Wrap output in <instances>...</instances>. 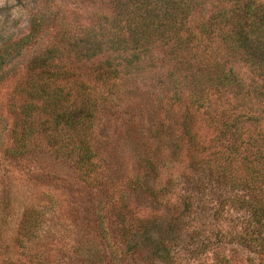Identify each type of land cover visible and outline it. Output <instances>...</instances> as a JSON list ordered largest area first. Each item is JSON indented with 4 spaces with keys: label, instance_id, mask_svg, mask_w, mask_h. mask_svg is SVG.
I'll return each instance as SVG.
<instances>
[{
    "label": "rangeland",
    "instance_id": "obj_1",
    "mask_svg": "<svg viewBox=\"0 0 264 264\" xmlns=\"http://www.w3.org/2000/svg\"><path fill=\"white\" fill-rule=\"evenodd\" d=\"M104 13H111L107 0H0V50L26 40L0 71V264L259 262L261 252L249 241L255 224L244 186L252 182L245 168L264 160L260 102L253 96L216 102L212 110L235 106L238 123L226 132L205 112L194 116L195 149L180 124L182 106L170 98L172 65L164 53L143 58L144 69L115 93L97 86L102 96L91 141L100 169L92 182H84L71 161L5 153L6 100L30 58L53 42L62 22L86 24ZM236 67L246 77L248 67ZM29 210L39 216L26 224L33 231L27 235L21 228Z\"/></svg>",
    "mask_w": 264,
    "mask_h": 264
},
{
    "label": "trees",
    "instance_id": "obj_2",
    "mask_svg": "<svg viewBox=\"0 0 264 264\" xmlns=\"http://www.w3.org/2000/svg\"><path fill=\"white\" fill-rule=\"evenodd\" d=\"M107 1L110 14L86 24L62 22L53 42L30 58L5 104L11 119L7 155L47 153L71 161L84 182L95 180L100 161L91 133L102 96L97 86L115 93L124 80L135 79L136 70L144 69L143 58L156 50L172 65L167 74L174 89L170 98L182 106L180 124L190 142H197L195 149L199 142L193 127L199 119L194 116L205 112L209 123L225 126V132L238 123L233 104L212 110L224 98L253 96L260 102L257 116L264 117V0ZM209 3L207 17L195 24ZM25 42L20 39L0 50V71L20 55ZM238 64L248 67L246 77ZM245 170L252 180L244 187L255 224L249 241L261 252L254 264H264V160ZM27 215L21 229L28 235L33 231L26 224L36 222L39 214L29 210Z\"/></svg>",
    "mask_w": 264,
    "mask_h": 264
}]
</instances>
